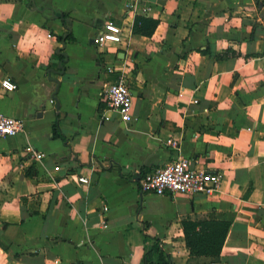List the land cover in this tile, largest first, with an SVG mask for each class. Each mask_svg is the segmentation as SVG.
<instances>
[{"label": "crops", "instance_id": "obj_1", "mask_svg": "<svg viewBox=\"0 0 264 264\" xmlns=\"http://www.w3.org/2000/svg\"><path fill=\"white\" fill-rule=\"evenodd\" d=\"M160 1L0 0V82L18 85L0 87V113L24 123L0 137V264H143L154 238L171 264H264V5ZM136 16L158 21L150 36ZM106 23L121 43H94ZM118 71L129 122L106 107ZM178 155L221 174L219 188L141 192ZM203 215L229 222L217 261L185 245L181 219Z\"/></svg>", "mask_w": 264, "mask_h": 264}, {"label": "built area", "instance_id": "obj_2", "mask_svg": "<svg viewBox=\"0 0 264 264\" xmlns=\"http://www.w3.org/2000/svg\"><path fill=\"white\" fill-rule=\"evenodd\" d=\"M135 3L129 4L128 9L133 10ZM149 8H144L147 12ZM124 30L113 23H106L93 38L94 43L100 47L107 43L119 44L123 41ZM108 72H113L112 67H107ZM0 87L7 92L17 89L18 85L11 78L5 77L0 82ZM105 102L108 111L116 113L120 120L129 122L131 120L132 94L129 90L125 72L118 71L116 81L112 82L105 89ZM104 119H108L104 115ZM23 120L0 113V137L12 136L23 128ZM168 144L175 150L179 149L177 140H169ZM24 151L37 160L42 159L45 154L37 151L31 144L25 146ZM58 169V167H55ZM222 176L219 173H212L206 170L192 167L188 158L178 157L166 163L164 166L147 174L139 182L141 192L151 191L156 195L164 194H203L209 196L215 192L220 185ZM79 182L88 183L87 177H79ZM105 209V207H104ZM103 226L106 223L103 222Z\"/></svg>", "mask_w": 264, "mask_h": 264}, {"label": "trees", "instance_id": "obj_3", "mask_svg": "<svg viewBox=\"0 0 264 264\" xmlns=\"http://www.w3.org/2000/svg\"><path fill=\"white\" fill-rule=\"evenodd\" d=\"M257 6L264 5L263 0H256ZM65 24L66 14L60 13ZM158 21L149 17L136 16L133 23V32L144 36H150L155 30ZM66 25V24H65ZM72 35L67 32L64 35L57 37L63 43L67 39H72ZM207 53V51H204ZM61 61H65L63 48L59 49ZM62 67V66H61ZM53 138H60L65 141L66 138L60 133L57 126V121L52 125ZM185 245L189 250V254L194 256H205L211 261L219 260L220 252L229 228V222L217 220L208 215L192 217H183L181 219ZM152 243L147 245L143 256V264H171V256L166 254L159 246V240L151 239Z\"/></svg>", "mask_w": 264, "mask_h": 264}, {"label": "water", "instance_id": "obj_4", "mask_svg": "<svg viewBox=\"0 0 264 264\" xmlns=\"http://www.w3.org/2000/svg\"><path fill=\"white\" fill-rule=\"evenodd\" d=\"M31 1H33V0H31ZM148 1H150V2H157V3H163L160 0H148ZM58 68H61V65L60 64L58 65Z\"/></svg>", "mask_w": 264, "mask_h": 264}]
</instances>
